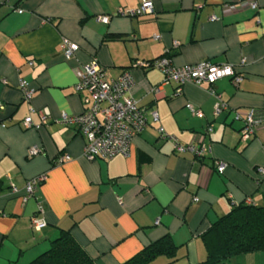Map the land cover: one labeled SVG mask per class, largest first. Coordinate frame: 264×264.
<instances>
[{"label": "crops", "instance_id": "0c3cea01", "mask_svg": "<svg viewBox=\"0 0 264 264\" xmlns=\"http://www.w3.org/2000/svg\"><path fill=\"white\" fill-rule=\"evenodd\" d=\"M151 1L152 13L132 18L116 15V9L135 8L140 0H0V264L29 263L61 230L96 264H121L163 236L171 238L175 256L160 255L149 264H198L206 257L202 234L213 222L237 205L264 209V176L258 173L264 167V122L241 142L242 124L233 118V111L253 108L264 119V0H256V10L235 12L222 11L227 0ZM104 14L111 15L106 24L96 20ZM212 15L218 20L211 21ZM62 38L79 46L71 59L61 52ZM164 55L178 66L202 60L234 65L243 76L237 86L230 78L215 83L227 109L214 115L206 83H186L178 94L169 82L154 96L150 90L162 73L133 63ZM92 58L107 78L130 68L133 97L147 114H158V122L132 139L127 156L88 160L77 127L56 122L61 113L83 112L74 69ZM19 79L34 89L30 101ZM187 103L202 117L192 115ZM42 108L50 113L45 123L37 112ZM27 116L33 127L22 125ZM208 126L209 151L199 160L175 153L172 141L157 131L162 127L180 143L194 144ZM31 147L39 152L29 156ZM139 152L149 156L140 165ZM64 155L70 159L57 162ZM217 162L226 165L223 173L215 171ZM41 174L45 180L22 202L25 183ZM39 202L46 226L34 230L31 217Z\"/></svg>", "mask_w": 264, "mask_h": 264}, {"label": "built area", "instance_id": "2783aa9c", "mask_svg": "<svg viewBox=\"0 0 264 264\" xmlns=\"http://www.w3.org/2000/svg\"><path fill=\"white\" fill-rule=\"evenodd\" d=\"M223 12H235L240 9L250 8L256 10L258 7L256 0H227L222 5ZM18 9V12H21ZM154 11L151 0H140L135 8L118 7L115 14L126 17H139L150 14ZM111 15H98L97 21L108 23ZM211 21L218 20L215 15L210 16ZM155 39L157 35L153 36ZM177 46V42L173 43ZM61 52L65 59L74 57L79 49L77 43L69 39L62 38L60 43ZM244 59L240 60V65ZM32 66L33 61H28ZM136 67L154 68L162 73L161 82L151 88L154 96L162 95V87L169 82L176 84V93H181L182 86L186 83H206L208 93L215 99L214 115H219L227 109V103L222 99L217 91L215 83L222 78H230L233 85H238L242 79V74L238 73L235 66L229 63L216 64L208 60H202L198 63L175 65L167 56H161L150 61H135ZM76 82L74 90L82 95L81 102L84 110L80 114L68 115L61 113L56 119L57 123L63 125L74 124L78 131L84 136L85 144L83 147V156L88 160L102 159L109 160L116 155L127 156L130 153L132 139L140 134L148 125V121L158 122V114L155 110L149 111V114L138 105V101L133 97L132 89L134 87V78L130 68L125 69L116 78H107L105 71L96 58L90 59L87 63L74 69ZM18 87L23 94L25 101H30L33 97L34 89L29 86L26 80L19 79ZM1 108V104H0ZM186 108L197 117H202V111L192 103H187ZM34 111V109H31ZM41 122L50 119V113L47 108L37 111ZM233 118L241 122L238 130L239 140L248 141L254 136L256 130L262 125L264 119L257 115L253 108L245 111H233ZM22 125L26 128L33 127L29 116L25 117ZM212 130L208 126L202 133L197 134V142L194 144H182L175 136H169L161 127H158L159 136L163 139L168 138L173 143L176 153H191L196 158H202L209 151L205 144V135ZM39 152L37 147H31L28 155L33 156ZM68 155L59 157L57 162L62 163L69 160ZM226 165L221 162L215 163V171L223 173ZM258 173L264 176V167L258 168ZM45 174L38 175L29 179L24 187V193L21 196L22 202H26L34 196L38 184L44 181ZM12 191L17 192V188L12 186ZM121 201V199H118ZM194 200H197L195 198ZM37 214L31 217V225L34 230H40L46 226V220L43 217L44 208L41 202L37 204ZM157 222V221H156Z\"/></svg>", "mask_w": 264, "mask_h": 264}, {"label": "trees", "instance_id": "16d2710c", "mask_svg": "<svg viewBox=\"0 0 264 264\" xmlns=\"http://www.w3.org/2000/svg\"><path fill=\"white\" fill-rule=\"evenodd\" d=\"M149 122L151 121H148V124ZM159 138L161 137L159 136ZM148 160L149 156L146 153L139 152L138 165ZM202 241L206 257L198 264H232L231 261L241 255L264 251V209L246 204L233 207L228 213L211 224L202 234ZM175 253L176 247L171 238L163 236L121 264H149L160 255L171 258L175 256ZM27 264L96 263L74 240L68 230H61L49 248Z\"/></svg>", "mask_w": 264, "mask_h": 264}, {"label": "rangeland", "instance_id": "374dc122", "mask_svg": "<svg viewBox=\"0 0 264 264\" xmlns=\"http://www.w3.org/2000/svg\"><path fill=\"white\" fill-rule=\"evenodd\" d=\"M236 259H241V260H237V261H241L240 263L237 264H264V251L253 252L250 254L248 253L246 260H243L242 255L240 257H237Z\"/></svg>", "mask_w": 264, "mask_h": 264}]
</instances>
